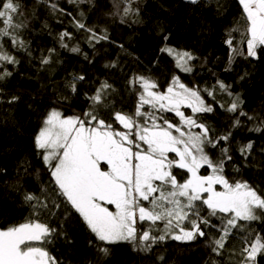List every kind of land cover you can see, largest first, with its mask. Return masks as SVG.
<instances>
[{"label":"trees","instance_id":"obj_1","mask_svg":"<svg viewBox=\"0 0 264 264\" xmlns=\"http://www.w3.org/2000/svg\"><path fill=\"white\" fill-rule=\"evenodd\" d=\"M20 4L24 9L20 19L26 27L17 34L24 47L15 49L8 38L0 39L19 61L6 66L13 74L0 81V227L39 215L62 233L48 245L61 264H97L99 242L78 214L52 194L50 174L33 138L51 108L65 115H81L92 107L89 97L104 83L111 88L105 90L103 103L96 108L108 113L105 119L110 120L115 111H134L139 89L129 82L137 76L156 80L162 89L173 76L189 87L215 88V99L201 93L214 111L201 114L200 119L214 136L232 133L230 142L220 145L229 147L233 157L225 165V175L264 192V131L250 130L264 120V53L259 59L247 57L242 30L233 31L244 23L238 0H198L196 4L189 0H20ZM124 7L138 11L124 15ZM77 22L86 28H78ZM87 29L106 34L108 39L90 43ZM64 31L72 34L63 42L68 47L59 39ZM229 38L245 54L233 53L225 42ZM73 47L79 51H71ZM164 47L191 52L196 57L191 61L193 71L177 69L174 58L161 52ZM45 58L48 64L41 63ZM79 76L84 80L76 79ZM217 81L229 85L232 96L219 91ZM73 82L75 92L70 87ZM12 96L19 99L9 104ZM234 96L242 101V110L255 117L252 121L239 117L238 127L232 126L236 114L225 110ZM165 115L178 121L171 113ZM249 141L253 149L245 158L239 148ZM210 155L219 157V147L211 149ZM22 161L30 164L27 173ZM41 189L48 190L50 202L61 204L52 209L55 215L47 216V210L35 213L31 203L25 202L26 192L43 199ZM211 219L219 224L217 218ZM241 224L243 229L233 230L220 256L210 251V240L217 235L212 230L208 237L191 242L166 239L149 251L127 242L109 245L112 254L103 264H238L243 238L255 233L264 236V219ZM163 227L158 223L154 234H161ZM257 264H264V255L257 257Z\"/></svg>","mask_w":264,"mask_h":264},{"label":"snow or ice","instance_id":"obj_2","mask_svg":"<svg viewBox=\"0 0 264 264\" xmlns=\"http://www.w3.org/2000/svg\"><path fill=\"white\" fill-rule=\"evenodd\" d=\"M190 2L196 4L198 0ZM238 3L244 23L233 31L242 30L246 56L259 59L264 53V0ZM52 8L57 6L53 4ZM133 11L138 9L123 8L124 15ZM23 16L20 0H0V39L8 38L15 49L24 47L17 34L26 27L25 20L20 19ZM77 27L85 29L86 25L77 22ZM87 31L90 43L108 39L106 34ZM71 38L67 31L59 37L63 47H68L63 42ZM225 42L233 53L245 54L234 47L233 38ZM71 51L79 49L73 47ZM161 52L172 56L180 71H193L191 61L196 57L191 52L171 47L161 48ZM18 63L15 55L0 44V81L13 74L6 66ZM41 63L48 64L49 59ZM129 83L139 89L130 113L115 111L107 120L104 116L108 113L97 110L105 90L111 88L104 83L89 97L92 107L81 115H65L57 108L45 114L33 143L50 174L52 194L78 214L99 242L97 264L111 256L109 245L127 242L149 251L166 239L191 242L208 237L212 230L217 235L210 240V251L220 256L233 230L243 229L241 222L264 219V192L247 181H230L225 175V165L233 157L229 147L220 145L229 143L232 133L214 136L200 119L201 114L214 111L202 91L215 99L216 89L189 87L179 76H173L163 89L156 80L145 76H137ZM216 84L219 91L232 96L229 85L222 81ZM70 87L76 91L74 82ZM18 99L12 96L7 102L12 104ZM241 104L239 96H234L225 109L236 114L233 127L240 125L241 116L249 121L255 119L242 110ZM183 109H190L191 114ZM167 113L174 114L178 121L170 120ZM250 130L264 131V120ZM218 147L220 155L214 159L210 150ZM252 149L249 141L240 146L239 152L247 158ZM21 163L27 173L29 162ZM41 192L43 199L26 192L25 202L31 203L35 213L47 210V216L55 215L52 209H59L61 204L49 201L48 190ZM204 211L206 216L201 214ZM213 217L219 220L218 225L212 223ZM161 222L162 233L154 234ZM145 224L147 228L142 227ZM60 234L39 215L0 227V264H61L48 248ZM238 254V264H257V257L264 255V236H245Z\"/></svg>","mask_w":264,"mask_h":264},{"label":"rangeland","instance_id":"obj_3","mask_svg":"<svg viewBox=\"0 0 264 264\" xmlns=\"http://www.w3.org/2000/svg\"><path fill=\"white\" fill-rule=\"evenodd\" d=\"M190 1V0H189ZM185 112H186V114H188V113H191V111H190V109H183ZM173 116H174V114H173ZM175 117V116H174ZM175 118H177V117H175ZM177 120H178V118H177Z\"/></svg>","mask_w":264,"mask_h":264}]
</instances>
